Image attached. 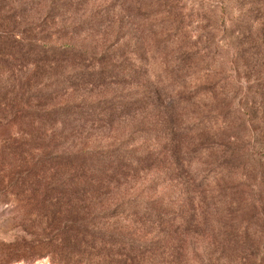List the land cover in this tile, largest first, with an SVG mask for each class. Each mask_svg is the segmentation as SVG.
<instances>
[{
  "label": "trees",
  "instance_id": "trees-1",
  "mask_svg": "<svg viewBox=\"0 0 264 264\" xmlns=\"http://www.w3.org/2000/svg\"><path fill=\"white\" fill-rule=\"evenodd\" d=\"M60 1L49 0L47 16L56 12ZM95 22L90 17L66 25V31ZM8 37L0 38V52L11 62L5 85L10 83L8 92L16 94L0 99V120L5 125L35 120L39 137L25 143L9 135L1 141L0 201L13 199L18 205L8 219L15 235L1 248V264L42 259L50 264H139L154 250L153 244L142 241L161 238L166 225L183 218L184 207L207 199L229 200L239 176L230 173L234 153L223 152H236L234 144L212 135L208 125H202L205 120L199 122L200 115L181 113L188 103L206 102L200 91L162 100L132 99L130 93L75 99L74 91L122 82L119 68L110 64L123 60L124 53H94L76 45ZM127 50L133 61L140 58ZM34 64L38 67L33 78L24 79V68ZM153 102L161 109V104L169 105L167 122L133 126L115 145L89 143L99 129L125 121L143 104ZM195 124L202 128L190 129ZM198 129V143L187 145L184 139ZM64 135L69 140H62ZM216 144L209 172L184 173L190 168L189 155L198 157ZM173 158L180 166L175 177L160 169ZM263 182L258 183L261 189Z\"/></svg>",
  "mask_w": 264,
  "mask_h": 264
},
{
  "label": "rangeland",
  "instance_id": "rangeland-1",
  "mask_svg": "<svg viewBox=\"0 0 264 264\" xmlns=\"http://www.w3.org/2000/svg\"><path fill=\"white\" fill-rule=\"evenodd\" d=\"M48 2L0 0V38L13 35L50 45H76L94 53L119 50L125 55L110 64L119 68L122 82L74 91L75 99L130 93L132 99L162 100L200 91V99L208 101L188 103L181 113L200 115L199 122L205 120L202 125H208L212 135L235 146L236 152H223L234 153L230 173L240 177L229 200L207 199L184 207L183 218L166 225L161 238L142 241L153 244L154 250L139 264H264V185L258 186L264 181V0H61L52 16L45 10ZM90 17L94 24L66 31V25ZM127 49L140 58L133 61ZM9 61L0 52V99L16 94L8 92L10 83L5 85ZM37 67H25L24 79L33 78ZM166 103L161 104L164 109L155 102L143 104L125 121L99 129L89 143L115 145L133 126L167 122ZM5 124L0 120V145L9 135L25 143L39 137L38 124L30 118ZM199 129L184 139L187 145L198 143ZM62 140L69 139L64 135ZM218 144L207 146L198 157L189 155L190 168L184 173L209 172ZM178 165L173 158L160 169L175 177ZM240 183L243 186L238 187ZM17 206L13 199L0 201V252L13 241L8 219ZM50 262L42 259L32 264Z\"/></svg>",
  "mask_w": 264,
  "mask_h": 264
}]
</instances>
